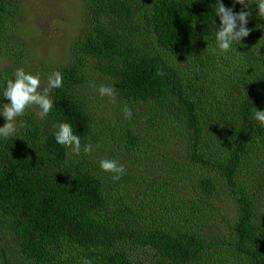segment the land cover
I'll list each match as a JSON object with an SVG mask.
<instances>
[{
    "label": "trees",
    "instance_id": "16d2710c",
    "mask_svg": "<svg viewBox=\"0 0 264 264\" xmlns=\"http://www.w3.org/2000/svg\"><path fill=\"white\" fill-rule=\"evenodd\" d=\"M83 2L87 28L58 68L53 110L41 120L29 109L15 136L0 138V264H264V127L253 119L264 110V19L252 5L239 52L221 53L216 0ZM23 7L0 0V54L15 69ZM15 69L0 72V106ZM101 81L146 112L148 126L105 131L94 107ZM58 122L96 150L70 156L55 143ZM118 133L126 153L110 139ZM103 152L139 172L114 181L98 167ZM222 191L237 210L228 236L209 231Z\"/></svg>",
    "mask_w": 264,
    "mask_h": 264
},
{
    "label": "rangeland",
    "instance_id": "374dc122",
    "mask_svg": "<svg viewBox=\"0 0 264 264\" xmlns=\"http://www.w3.org/2000/svg\"><path fill=\"white\" fill-rule=\"evenodd\" d=\"M24 3V11H22L20 17V24L16 31L17 38L19 41L20 51L23 55L20 57L21 61L19 66L24 68L26 71L40 72L45 76L51 74L54 71H59L58 68L67 63L71 56V46L75 39H77L87 28V22L85 17V8L83 0H21ZM24 49V50H23ZM11 57V58H10ZM4 56L0 54V72L4 69L14 70L16 68V61L13 60L12 56ZM23 62V63H22ZM188 68L187 66H185ZM33 73V72H32ZM101 84H105L102 81L98 84L97 89ZM95 85L94 81H91V87ZM96 89L94 97V107L97 113V120L103 126L104 130L108 133L110 129L108 126L116 127L113 133H117L118 130L126 129L128 123H138L141 127L148 126L144 119H148L149 116L146 112H143L137 105L125 103L120 101L119 97L116 96L115 102L109 100L108 97H101ZM10 101H8L9 103ZM127 106L131 111H135L136 114L132 113L130 119H126L123 113L124 107ZM133 106L135 109H133ZM100 107V110L97 108ZM29 109H26V112ZM139 115H138V114ZM143 116L144 118H141ZM21 117L17 118L20 120ZM5 119L3 118L1 126L4 125ZM135 123V124H136ZM17 124V122H16ZM137 124V125H138ZM139 126V125H138ZM106 135H102V141H107ZM111 141L116 143L118 149H123L122 152L126 153V143L121 142L122 135L118 133L116 139L110 138ZM114 140L118 141L115 142ZM120 141V142H119ZM100 144V141L98 140ZM119 145L121 147H119ZM141 150L144 147L140 146ZM117 149V150H118ZM151 148L148 149L150 151ZM111 153L103 152V155L97 158L109 157ZM146 155V154H145ZM143 156V155H142ZM123 159V164L128 172L131 174H136L139 169L130 164L126 157L120 156ZM136 158V157H134ZM121 159V160H122ZM156 169V168H155ZM199 170H195L197 173ZM158 171L154 169L145 173V176H155ZM193 177V176H191ZM253 182L254 180H249ZM189 186H187V196L193 199V182L190 181ZM245 182V184H247ZM203 204L201 199L195 197L193 201V206L198 204ZM213 204L208 210V214L215 221L213 225L209 228V231L221 234L223 236H228L230 229L229 226L236 217V204L229 192L222 191L219 198L213 199ZM195 208H200L197 206Z\"/></svg>",
    "mask_w": 264,
    "mask_h": 264
},
{
    "label": "clouds",
    "instance_id": "9594fccd",
    "mask_svg": "<svg viewBox=\"0 0 264 264\" xmlns=\"http://www.w3.org/2000/svg\"><path fill=\"white\" fill-rule=\"evenodd\" d=\"M234 3L242 6L239 12H235L233 7H226L223 0H216L215 3L214 16L219 18L220 25L216 27L214 20V39L216 48L221 53L239 52L236 46L240 45L241 40L251 31L247 28V24L248 17L252 15V5L255 6L257 16L264 19V0H234ZM158 74L163 75V73ZM62 87L63 74L60 71L45 76L40 72H28L22 67L15 69L12 78L7 79L3 86L2 97L10 102L0 106V116L6 121L0 126V138L15 136L17 118L23 117L26 109H32L41 120H44L54 108L52 91ZM97 91L101 97H108L110 101L115 102L117 89L114 84H101ZM123 113L126 119L132 117V111L127 106L124 107ZM253 119L264 127V110L255 107ZM20 126H26L25 122L21 121ZM54 128L56 145L67 149L70 156H80L81 153L91 155L96 150L97 146L91 143L82 145L81 137L68 123L58 122ZM98 167L102 172L111 173L114 181L119 180L126 172L124 164L107 156L98 161ZM81 264H92V262L84 258Z\"/></svg>",
    "mask_w": 264,
    "mask_h": 264
}]
</instances>
